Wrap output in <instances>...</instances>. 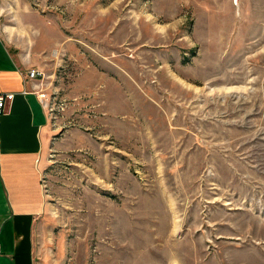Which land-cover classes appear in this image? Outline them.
<instances>
[{
  "label": "rangeland",
  "instance_id": "rangeland-1",
  "mask_svg": "<svg viewBox=\"0 0 264 264\" xmlns=\"http://www.w3.org/2000/svg\"><path fill=\"white\" fill-rule=\"evenodd\" d=\"M45 113L35 264H264V0H0Z\"/></svg>",
  "mask_w": 264,
  "mask_h": 264
},
{
  "label": "crops",
  "instance_id": "crops-1",
  "mask_svg": "<svg viewBox=\"0 0 264 264\" xmlns=\"http://www.w3.org/2000/svg\"><path fill=\"white\" fill-rule=\"evenodd\" d=\"M21 64L0 44V92L13 94L0 114V264H35L32 218L44 206L38 159L46 118Z\"/></svg>",
  "mask_w": 264,
  "mask_h": 264
},
{
  "label": "built area",
  "instance_id": "built-area-1",
  "mask_svg": "<svg viewBox=\"0 0 264 264\" xmlns=\"http://www.w3.org/2000/svg\"><path fill=\"white\" fill-rule=\"evenodd\" d=\"M39 75V72L35 69H29L26 73L27 78L34 79ZM12 93L0 92V114L5 110L9 101L12 99Z\"/></svg>",
  "mask_w": 264,
  "mask_h": 264
}]
</instances>
